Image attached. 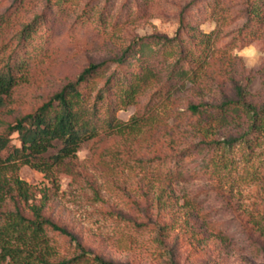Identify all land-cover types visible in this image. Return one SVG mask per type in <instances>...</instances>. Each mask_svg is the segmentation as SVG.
Here are the masks:
<instances>
[{
    "label": "rangeland",
    "instance_id": "374dc122",
    "mask_svg": "<svg viewBox=\"0 0 264 264\" xmlns=\"http://www.w3.org/2000/svg\"><path fill=\"white\" fill-rule=\"evenodd\" d=\"M251 1L61 0L58 5L0 0V16L8 17L0 32V58L11 55L17 65L22 59L27 64L25 78L0 107V131L89 63L115 56L135 37H172L182 22L179 36L190 52L199 53L201 63L196 83L185 88L165 93L163 87L148 102L162 84L158 80L133 104L114 99L113 113L121 121L150 116L129 135L99 132L84 142L57 169L54 183L29 164L18 165L17 176L35 188L32 201L40 204L46 193L42 215L114 262L264 264V236L252 223L264 221V176L245 183L239 179L245 170L238 169L232 173L237 181L218 182L204 167L205 150L180 154L203 138L189 104L240 98L264 106V0H255L248 15ZM43 9L44 24L30 44L19 48L17 31ZM189 27L196 30L192 41ZM102 81L97 78V84ZM239 129L221 128L213 136L222 139ZM11 142L17 143L15 133ZM176 156L182 157L178 165ZM1 203L0 211L13 209L9 198ZM19 205L23 215L32 217L27 204ZM163 224L169 231L159 236L157 227ZM47 233L55 250L51 260L79 252L68 235L50 228Z\"/></svg>",
    "mask_w": 264,
    "mask_h": 264
},
{
    "label": "trees",
    "instance_id": "16d2710c",
    "mask_svg": "<svg viewBox=\"0 0 264 264\" xmlns=\"http://www.w3.org/2000/svg\"><path fill=\"white\" fill-rule=\"evenodd\" d=\"M46 2L51 3V0ZM60 2L53 0L58 5ZM255 5V0L248 4V15L255 10ZM45 18L46 11L43 9L21 26L16 34L19 48L32 42V36L44 24ZM7 22L8 17L1 15L0 32ZM183 26L181 22L172 37L151 34L131 39L115 56L89 63L35 110L3 127L0 131V151H5L6 155H0V206L4 198L12 200L14 206L13 209L0 211V264H130L114 262L93 253L64 227L42 215L41 206L46 193L40 196V204L32 201L35 188L20 179L15 168L20 164H29L47 174L54 183L57 169L64 160L75 157L84 142L99 132L129 135L150 116L143 113L121 121L113 113L111 103L114 99L123 105L133 104L158 80H162V84L151 94L148 102L160 94L163 87L165 93H171V88L182 89L196 83L201 67L199 53L190 52L188 44L179 36ZM195 31L188 28L189 41L193 40ZM11 57L0 58V107L19 81L25 78L27 69L25 59L17 65L9 60ZM97 78L103 81L97 84ZM187 110L198 117L195 125L203 138L180 151V154L195 148L205 150L208 157L204 167L218 182L225 183L232 178L237 181L239 177H232V173L238 169L245 170L239 178L242 182L257 183L263 179L264 106H254L239 98L225 99L216 104H189ZM229 126L240 129L222 139L213 136L219 129ZM13 133L17 143L11 142ZM176 158L174 163L178 165L182 157ZM7 171L9 176H6ZM229 183L231 186V181ZM20 203L27 204L32 217L22 214ZM252 223L264 236V221L253 219ZM49 228L68 235L75 241L79 252L68 258L51 260L55 250L47 233ZM157 230L159 236L169 231L167 224L159 225Z\"/></svg>",
    "mask_w": 264,
    "mask_h": 264
}]
</instances>
